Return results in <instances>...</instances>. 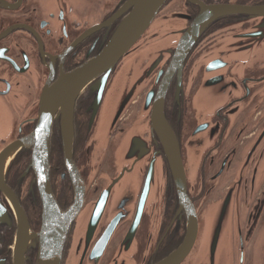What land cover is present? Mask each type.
I'll return each mask as SVG.
<instances>
[{
  "label": "flooded vegetation",
  "instance_id": "1",
  "mask_svg": "<svg viewBox=\"0 0 264 264\" xmlns=\"http://www.w3.org/2000/svg\"><path fill=\"white\" fill-rule=\"evenodd\" d=\"M129 1L0 0V153L36 131L44 92L103 50ZM221 7L236 11L196 27L205 10ZM119 79V106L129 102L109 131ZM61 119L57 110L48 159L65 212L76 196ZM163 132L177 146L176 164ZM73 137L82 200L60 264H160L194 222L181 264H264V0H166L128 56L78 96ZM32 154L20 152L4 179L36 235L42 203ZM1 204L0 264H15L18 223L5 195ZM23 258L36 264L31 248Z\"/></svg>",
  "mask_w": 264,
  "mask_h": 264
},
{
  "label": "water",
  "instance_id": "2",
  "mask_svg": "<svg viewBox=\"0 0 264 264\" xmlns=\"http://www.w3.org/2000/svg\"><path fill=\"white\" fill-rule=\"evenodd\" d=\"M165 2L166 0H130L127 5L131 10L130 13L114 30L103 50L78 69L68 74H62L56 84L44 92L41 98L40 120L36 131L26 140L15 143L0 153V222L4 221V214H6L1 204L2 195H5L18 223L14 250L15 264H25L23 258L25 248H31L35 252L36 264H60L68 229L82 200L80 176L76 172L72 160L74 103L94 80L104 74H109L122 58L128 56L135 42L146 32ZM230 11H236V9L221 7L205 10L196 27L201 29L214 16ZM131 68H133L131 65L124 68L120 77L129 80L130 75H132ZM121 89H124V83L119 79L113 89L114 96L109 106L111 115H108L104 123L105 129L109 131H112L119 119L120 111L129 102L124 101L119 106L122 102L119 96ZM57 110H60L62 115L63 161L72 180L76 196L75 205L65 212L59 209L52 194L49 180V130L53 114ZM164 131L166 133L167 129ZM164 136L168 143L172 163L176 164L177 161L179 162V158L177 160V146L173 145L171 138H168L166 134ZM26 148L33 152L30 168L34 171L42 203V228L40 233L36 235L29 234L30 229L25 214L12 192L7 188L4 179L12 160ZM210 212L213 213L214 210ZM222 221L223 218L220 216L218 224L214 227H220ZM196 224L194 222L189 227L188 236L183 245L160 264H181L184 261L193 245L197 230ZM210 243L207 241V244ZM213 252L214 248H212Z\"/></svg>",
  "mask_w": 264,
  "mask_h": 264
}]
</instances>
